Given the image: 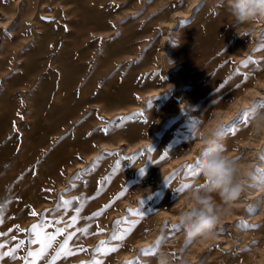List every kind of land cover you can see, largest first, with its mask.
<instances>
[{
  "label": "rangeland",
  "instance_id": "1",
  "mask_svg": "<svg viewBox=\"0 0 264 264\" xmlns=\"http://www.w3.org/2000/svg\"><path fill=\"white\" fill-rule=\"evenodd\" d=\"M261 105L264 20L236 25L224 0H0V264H29L33 225L55 236L36 264L69 234L55 264H264ZM213 124L245 189L214 236L187 238Z\"/></svg>",
  "mask_w": 264,
  "mask_h": 264
},
{
  "label": "clouds",
  "instance_id": "2",
  "mask_svg": "<svg viewBox=\"0 0 264 264\" xmlns=\"http://www.w3.org/2000/svg\"><path fill=\"white\" fill-rule=\"evenodd\" d=\"M224 3L236 25L264 20V0H224ZM253 119L257 127L264 124V111L258 110ZM217 128L218 125L213 124L200 133L201 151L206 153L199 163L204 182L191 189L188 193L190 206L176 217L177 222L183 225L187 238L214 236L224 213L245 189L232 157L218 149L221 137L217 134ZM156 264H175V261L167 251L161 250L156 256Z\"/></svg>",
  "mask_w": 264,
  "mask_h": 264
},
{
  "label": "snow or ice",
  "instance_id": "3",
  "mask_svg": "<svg viewBox=\"0 0 264 264\" xmlns=\"http://www.w3.org/2000/svg\"><path fill=\"white\" fill-rule=\"evenodd\" d=\"M245 63H248V61H245ZM261 106L264 107V105H261ZM230 130L235 131L234 129H230ZM220 147L222 149V146H220ZM204 154H206V153H203L202 155H204ZM161 158L163 159L164 157H161ZM196 163H197V166L199 167L200 160H198ZM117 167H119V164H117ZM141 172L143 173V170H141ZM194 174H198V173H194ZM189 187H190V185L185 184L181 189H179V191H183L184 189L189 188ZM63 203H64L65 207H68L72 204L71 201H64ZM80 210H81L80 208H77L76 209L77 213H79ZM33 214L35 215V213H33ZM94 215H96V214H94ZM137 215H139V213H137ZM73 219L75 220L76 218L74 217ZM0 222H2V221H0ZM116 223L119 224L121 222L117 221ZM17 227H19V226H17ZM130 230L131 229H127V230H122L121 232H118V233H114L111 237V240L112 241H123L125 239L126 235L130 232ZM33 231L35 232L37 239L32 241V242L33 243H37V242L41 243V247L39 250H37L35 252L29 251L28 256L33 258L32 260L29 261V264H36V261L38 259L44 257L47 250L52 247V243L55 239L54 235H47L45 240H41L40 236H41L42 229H40V226H38V225H33ZM60 231H63V230H58V233ZM80 231L86 233L87 229H80ZM0 235H2V234H0ZM71 238H72V234H69L67 237H65L63 243H61L59 245V247L55 250L54 255H52L51 259L48 261V264H55L56 260L58 258H60L61 256H67V255L73 254L72 250L67 249V247H66L68 245L69 240H71ZM108 245H109L108 241H100V244L94 250V253H98L100 255H107L110 252L116 251L120 247L119 244H117L114 247H109ZM158 245H159V241H157V246ZM3 247H4V245L0 244V249H2ZM142 251L144 254H149V253L153 252L154 250L153 249H146V250H142ZM14 252H15V250H11L10 252H0V259H2L5 256H9V255L14 256ZM82 264H83V262H82ZM88 264H103V261L100 259L93 258L91 261L88 262ZM126 264H137V262L127 261Z\"/></svg>",
  "mask_w": 264,
  "mask_h": 264
}]
</instances>
